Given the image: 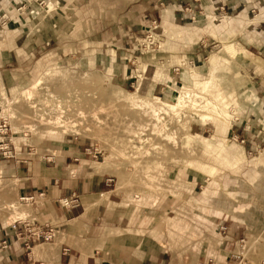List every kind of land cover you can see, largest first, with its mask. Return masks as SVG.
Returning a JSON list of instances; mask_svg holds the SVG:
<instances>
[{"label": "rangeland", "instance_id": "374dc122", "mask_svg": "<svg viewBox=\"0 0 264 264\" xmlns=\"http://www.w3.org/2000/svg\"><path fill=\"white\" fill-rule=\"evenodd\" d=\"M50 1L0 0V229L38 223L18 177L82 141L125 204L153 211L138 233L171 264H264V0ZM167 7L191 17L163 28ZM243 11L246 27L224 26ZM112 52L135 80L144 66L168 73V89L119 86ZM6 239L0 264H18Z\"/></svg>", "mask_w": 264, "mask_h": 264}, {"label": "crops", "instance_id": "0c3cea01", "mask_svg": "<svg viewBox=\"0 0 264 264\" xmlns=\"http://www.w3.org/2000/svg\"><path fill=\"white\" fill-rule=\"evenodd\" d=\"M206 1L208 6L214 5L215 1L220 2ZM230 7L237 5L223 2L218 6L221 10ZM241 15L246 27V11L231 19ZM190 17V13L184 10L174 14V7H167L161 16L163 28L168 21L182 27L174 18L185 20ZM263 18L264 13L257 17L255 25ZM261 41H264V35L258 34L257 42ZM114 58L115 54L112 52L107 72L112 71V75L115 71L114 80L119 86L144 88L147 96L168 89V73L161 72L152 65L146 68L144 66L143 75H138L142 78L135 80L136 75L129 74L125 65L116 62L114 68ZM256 68L264 73L262 64L257 62ZM91 151L82 141H71L56 150L54 162L48 165L40 163L39 173L31 174L28 171L26 175L22 171L18 177V196L36 195L35 202L26 205L31 206L33 218L38 223L53 226L56 233L54 240L50 242L34 243L30 255L25 252L23 240L14 241L15 250L7 253V260L18 264L28 261L30 264H171L169 252L159 242L138 233L151 224L149 219L152 218L153 211H136L125 204L124 197L116 195V189L112 188L111 175L94 170L92 164L95 161H91L88 155ZM41 191H44V196H38ZM69 196H77L79 204L63 206L60 198ZM0 232L8 238L15 237L9 226L3 227Z\"/></svg>", "mask_w": 264, "mask_h": 264}, {"label": "built area", "instance_id": "2783aa9c", "mask_svg": "<svg viewBox=\"0 0 264 264\" xmlns=\"http://www.w3.org/2000/svg\"><path fill=\"white\" fill-rule=\"evenodd\" d=\"M27 1H30V0H18V1L16 0V4H20V6L18 7L17 10L20 11L22 9L23 10L22 12H24V10L26 9L25 3ZM34 1L36 3H39L40 5H42V4L46 5L47 0H34ZM57 2H58V0H57ZM44 195H45V193H43V192H40L38 194V196H44ZM35 198H36V195H22V196H20V200H21V202H24V204L35 202ZM60 203L66 207L77 206L79 204V198L77 196L62 197V198H60ZM8 226L13 230L14 235H15V237H13V238H15V239L8 238V239L4 240L3 241L4 247H10L11 245L9 243L14 244V241L23 239V240H25L26 248H30L32 245L31 243H35V242H37V240H40L42 238L45 240H49L55 235V232H54L55 229L54 228H45L40 223H36L34 221H28L22 217H18L16 219H14L12 222H10V224H8ZM226 230H227L226 226L220 227L221 233H223V232L225 233ZM24 233H27V235L24 236ZM27 238H28V240H27ZM9 239H11V240H9ZM7 241L9 243H7ZM242 241H244V240H242Z\"/></svg>", "mask_w": 264, "mask_h": 264}, {"label": "bare ground", "instance_id": "6f19581e", "mask_svg": "<svg viewBox=\"0 0 264 264\" xmlns=\"http://www.w3.org/2000/svg\"><path fill=\"white\" fill-rule=\"evenodd\" d=\"M52 2L53 1H50L49 2V5L50 4H52ZM224 24V26H234V27H242V26H244L245 25V23H244V21H243V19H242V15L241 16H239L238 18H236V19H233V21H229V22H224L223 23ZM240 30V29H239ZM217 57L216 56H212L211 57V61H212V66H213V68H216L217 66ZM199 82V81H198ZM203 84V83H202ZM136 100H134V102H135ZM210 105V104H209Z\"/></svg>", "mask_w": 264, "mask_h": 264}]
</instances>
